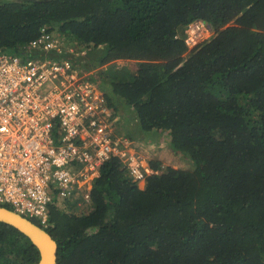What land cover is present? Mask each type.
<instances>
[{
  "label": "trees",
  "instance_id": "16d2710c",
  "mask_svg": "<svg viewBox=\"0 0 264 264\" xmlns=\"http://www.w3.org/2000/svg\"><path fill=\"white\" fill-rule=\"evenodd\" d=\"M196 19L212 34L188 50L180 32ZM42 29L85 50L111 120L123 103L193 166L150 160L140 188L111 157L87 213L51 207L56 264H264V0H0V52ZM38 260L0 222V264Z\"/></svg>",
  "mask_w": 264,
  "mask_h": 264
},
{
  "label": "built area",
  "instance_id": "2783aa9c",
  "mask_svg": "<svg viewBox=\"0 0 264 264\" xmlns=\"http://www.w3.org/2000/svg\"><path fill=\"white\" fill-rule=\"evenodd\" d=\"M184 31L189 47L212 34L202 19ZM78 55L48 29L19 53L0 52V205L44 230L51 207L91 206L93 180L111 157L134 182L153 172L127 137L112 133L105 95L91 78L94 70L77 64Z\"/></svg>",
  "mask_w": 264,
  "mask_h": 264
},
{
  "label": "rangeland",
  "instance_id": "374dc122",
  "mask_svg": "<svg viewBox=\"0 0 264 264\" xmlns=\"http://www.w3.org/2000/svg\"><path fill=\"white\" fill-rule=\"evenodd\" d=\"M54 32L59 35L60 38H66L61 36L58 32L54 30ZM181 36L185 37V32H180ZM68 39V38H66ZM201 41L197 42L199 44ZM196 44V45H197ZM76 51L79 54L76 58L77 64H81L84 61L85 58V50L78 49L77 47ZM193 47L188 46V50H190ZM109 65V64H108ZM107 66H102L97 69L100 70V68L107 69L106 71H109V68ZM125 67L127 69H124V72L129 70V68L134 67L133 61H125V60H117L115 63L111 65V68H121ZM130 69V70H131ZM87 70H90L87 68ZM113 72V71H112ZM106 73V72H105ZM91 78L99 84V82L103 79H105L103 76L99 78L98 74H93ZM119 108L117 110V113L115 116H113V119L111 120L112 123V133L114 136H124L127 137L130 140V146L129 148L135 152L136 155L139 156V160L142 164V166H148L149 167V161L155 160L160 161L163 167L170 166L172 168L176 169H192V164L190 161L184 157L179 156L178 154H174L173 150L168 144V141L164 138L160 139L158 144L159 150H161L163 160H159L158 150L153 149V147H158L157 145L154 146L155 140L151 138V133H144L142 132L138 125L133 121V113L130 111L129 107L124 105L123 103H119L117 105ZM111 111V110H110ZM157 141V140H156ZM157 155V156H156ZM164 156V157H163ZM143 160L147 161V164L142 162ZM150 168V167H149ZM151 169V168H150ZM138 186L140 188H143V183H138ZM66 203V202H65ZM91 209V206H86L85 203H79L75 201H69L68 204H66L65 208L61 207V210L73 212L74 214H83L87 213Z\"/></svg>",
  "mask_w": 264,
  "mask_h": 264
},
{
  "label": "water",
  "instance_id": "95a60500",
  "mask_svg": "<svg viewBox=\"0 0 264 264\" xmlns=\"http://www.w3.org/2000/svg\"><path fill=\"white\" fill-rule=\"evenodd\" d=\"M0 222L12 226L30 240L39 252L37 264L57 263V243L47 230L3 205H0Z\"/></svg>",
  "mask_w": 264,
  "mask_h": 264
},
{
  "label": "crops",
  "instance_id": "0c3cea01",
  "mask_svg": "<svg viewBox=\"0 0 264 264\" xmlns=\"http://www.w3.org/2000/svg\"><path fill=\"white\" fill-rule=\"evenodd\" d=\"M165 139H166V138H165ZM167 141H168V139H167ZM168 142H169V141H168ZM158 144H160V142L155 143L154 146L157 145L158 147H153V149H157V150H158L157 152H158V155H159V160H163V158H161L162 154H160V153H162V152H161V150H159V147H160V146H159ZM169 146H170V145H169ZM156 156H157V155H156ZM163 157H164V156H163ZM142 162H144V163L147 164V161H146V160H143Z\"/></svg>",
  "mask_w": 264,
  "mask_h": 264
},
{
  "label": "clouds",
  "instance_id": "9594fccd",
  "mask_svg": "<svg viewBox=\"0 0 264 264\" xmlns=\"http://www.w3.org/2000/svg\"><path fill=\"white\" fill-rule=\"evenodd\" d=\"M138 184V183H137ZM143 185H144V183H143ZM4 206V205H3Z\"/></svg>",
  "mask_w": 264,
  "mask_h": 264
}]
</instances>
